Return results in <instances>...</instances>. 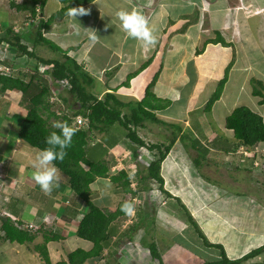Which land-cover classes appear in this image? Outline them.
Masks as SVG:
<instances>
[{"label": "crops", "instance_id": "crops-1", "mask_svg": "<svg viewBox=\"0 0 264 264\" xmlns=\"http://www.w3.org/2000/svg\"><path fill=\"white\" fill-rule=\"evenodd\" d=\"M0 1L3 2L4 0ZM7 1L9 3V5L7 4L8 11L0 6V33L2 32L1 25H11V22L15 21L16 15L12 14V10L16 13H25L24 20L27 21L25 24L29 25L31 21L33 22L32 18H28L29 15L26 11L17 10L10 4L11 1L20 3L22 0ZM47 1L43 8V15ZM55 4L52 12L61 6L59 0ZM81 6L91 10V12L84 17H77L78 21L75 22L67 16L56 19L45 30L47 34L45 31L44 34L59 47L68 49L67 55L81 65L83 71L91 76L93 82L89 90L98 98H103L107 92H111L123 102L138 101L143 97L146 85L157 73L152 91L157 97L168 100L169 104L164 110L156 112V116L165 122L170 120L171 124L179 127L174 143L181 138L180 135L183 132V127L180 128L176 123L184 122V127L189 124L186 118L188 109L183 110L182 119L179 118L181 116L178 114L179 111L177 114L166 112L172 100L163 97L178 96L174 90L178 87L177 80H184L181 86L184 89V86L192 80L188 77L189 75L190 77L194 75L192 76L194 78L200 75V81H195L187 91L188 99L200 97L207 87L206 84L211 83L212 85L218 79L219 70L224 69L225 64L224 66L220 65L224 63V58H220L222 54L227 55L228 60L225 59V62H228L234 55L232 51L236 50L239 43L242 44L243 35L249 33L252 35V31L255 30L259 33L257 43L261 44L260 42H262L264 44V0H93ZM121 10H136L145 16L157 37V43L154 47L145 48L142 42L129 38L121 30L120 21L116 15ZM52 12L45 13L47 15L45 19ZM5 16L10 19L6 20ZM28 25L25 26L28 27ZM85 28L97 32L98 42L93 43L89 39L91 30ZM218 36L224 39L226 43L212 40L217 39ZM167 52L168 57H166ZM173 57L176 58L175 61L177 62H172ZM148 58H150L149 62L141 69L142 64ZM185 60L194 62L193 73L188 74L185 73V70L181 71V75L179 74L173 82L167 79V83L161 87L160 75L168 74L171 78L173 73L178 72L181 65L187 63ZM134 72L135 74L129 79V84L123 85L128 75ZM222 75L224 74L221 72L220 76ZM212 86L215 89L217 85ZM19 100L20 93L16 90L0 92V128H3V122L12 126L11 129H7L6 135H2L4 131L0 133V163L6 168L10 179L7 191L11 200L8 207L23 223H37L47 215L57 216L52 229L56 226L61 239L49 241L46 244L51 263L56 264V262L64 260L72 250L61 252L58 246L55 248L53 245L65 243L68 238L74 236L78 237L75 235L76 223L74 218L85 213L87 207L75 195L67 183L66 176L60 171L59 187L55 188L50 196L45 195L32 180L31 177L34 172L32 161L39 150L24 144L17 136L18 123L25 115L22 111H15V105L17 108L21 106ZM125 111L128 110L125 109ZM152 130L154 129L150 128V131ZM96 132L100 136L95 139L97 141H105V138L115 136L114 139H110L109 144L103 141V145H110L104 155L110 151L114 154L122 152L121 157H117V159L123 160L129 156V153L131 154L129 146L123 142V131L115 135L110 134L108 130ZM92 137H94L93 134ZM227 140L220 136L216 138L219 145L225 144ZM95 146V143L91 144L92 148ZM100 179L105 183L93 188L92 185ZM92 183L91 201L100 207L115 209V206L122 199L120 189L114 187L108 178H96ZM107 183H110L109 186ZM112 227L115 228L116 232L109 245L103 248L99 256L88 258L83 264L115 263L113 261L115 256L112 257V254L114 246L118 245L117 241L119 238L120 240L128 239L131 241V237L129 239L128 236L122 235V228L120 230L116 220ZM41 242L42 236L37 235L34 243ZM88 242L83 249L88 250L92 247V242ZM32 244H20L15 241L12 243L0 242V264H41L37 254L32 249ZM161 254L163 253L160 252Z\"/></svg>", "mask_w": 264, "mask_h": 264}, {"label": "rangeland", "instance_id": "rangeland-1", "mask_svg": "<svg viewBox=\"0 0 264 264\" xmlns=\"http://www.w3.org/2000/svg\"><path fill=\"white\" fill-rule=\"evenodd\" d=\"M56 1L58 0L47 1L44 18L47 16L45 13L49 14L53 11ZM3 2L0 1V6L8 11V1L4 0ZM90 12L91 10H89ZM12 14L16 15V18L15 21L11 22V25L14 28L24 27L26 29L27 26L25 25L28 24H25V22L27 23L24 20L25 13H16L12 10ZM4 18L6 20L10 19L8 16ZM33 21L35 23L36 19ZM33 29L34 25L29 30ZM252 32V35L251 33L243 35L242 44L239 43L236 50L232 51L234 55L231 56L228 62H225V59L228 60L227 55L222 54L220 57L224 58V63L220 65L224 66L225 64V67L219 70L218 79L212 85H217L218 80L222 78L223 75L220 76L221 72L223 74L224 72L227 73V81L220 98L213 103L210 111H205L203 107L216 89V87L213 89L211 83L206 84L207 87H205L200 97L196 96L188 99L189 96H187L189 87L195 81H200V75L195 78L192 77L194 75L191 77L189 75L188 77L192 80L184 86V89L181 88L184 80L178 79V87L174 88L178 96L163 97L172 100L166 111L168 113L177 114L179 111L178 114L181 115L179 118H181L184 113L183 110L188 109L186 111L188 113L186 115L188 126L184 127V122L176 123L180 128L183 127L186 136L179 138L173 144L170 153L162 162L161 175L164 179V190L159 189L157 182L144 179L143 183L148 188L131 197L135 205V214L131 217L125 215L116 219L120 230L122 228L121 231H123L132 222L137 221L138 211L143 212L144 217L140 220L142 222L139 227L132 231L131 241L128 239L120 240V238L117 241L118 245L114 246L112 254V257L115 256V259H113L114 264L159 263L156 259L151 258L148 253L149 243L153 240L160 248V252L163 253L161 254L163 264H201L206 260L219 258L218 249L204 246L177 199L185 205L208 240L220 242L230 258L237 257L264 243V143L258 144V150L252 157L243 156L240 148L235 152H224L211 144V141L218 136L225 137L228 141H235L232 131L225 127V119L236 106H248L259 113L264 120V103L260 102V96L252 95L254 87L260 89L264 94V89H262L260 83L258 84V81L264 84V44L262 42H260L261 44L257 43L259 33L255 30ZM46 34L44 35L46 36ZM212 40L217 41L216 39ZM27 44L32 48V41H27ZM4 45L3 43V47L0 45V58L2 59L5 58ZM34 51L37 55L45 58L61 57L59 52L51 51L46 45L42 44H38ZM166 57H168V52ZM22 60H24L23 57L18 58V61ZM175 60L176 58L173 57L172 62ZM187 61L185 60V62ZM31 65L29 62L28 65L21 68L18 66L7 68L1 64L0 69L5 72L22 71L31 74L34 73ZM193 65L194 62L181 65L178 72L171 75L172 79L169 78L168 74H161L160 86L163 87L167 83V79L173 82L179 74L181 75V71L185 70V73L192 74ZM41 77V74L37 72L35 78L43 80ZM58 88L67 96L68 100L67 103H61L60 100H54L55 98L52 97L51 99L54 100L53 109L67 110L70 104L77 108L78 106L72 96H69L61 87ZM54 91L56 92L55 89ZM15 111L26 112L24 108L21 106L17 108L16 105ZM166 121L170 123V120ZM3 123L0 133L4 131L2 135H6L7 129H11L12 126L6 122ZM150 128L154 130L150 131ZM177 129L173 125L154 124L147 120L144 127H137L136 130L139 136L147 142L162 141L167 144L173 136V130L178 135L177 132L179 131ZM121 130L117 126L112 127L109 132L115 135L120 134ZM92 134L94 137L89 141V147L92 143L98 142L94 139L100 137L96 131H92ZM106 139L107 142H110V139H114V137H107ZM194 139L202 145H209L213 148L204 156L195 147L191 146V140ZM123 142L128 146H132L126 137L123 138ZM100 145L101 143L89 149V158L99 160L105 156V160L110 164L111 172L120 169H125L127 172L134 171L135 178L133 180L136 186L137 177L146 173L147 162L150 159L149 157H153V154L140 148L137 149L135 157L129 153L126 159L118 160L117 157H121L122 152L114 154L110 151L104 155ZM132 147L134 148V145ZM197 157H200V163H195ZM254 161L258 164L255 165ZM7 183L9 185V181ZM101 183L104 184L105 181L102 182V179H100L96 184L92 183V186L97 188V185ZM134 185H132L133 188ZM107 186H109V183H107ZM91 193L92 189L90 187V196ZM123 198L124 194L122 193ZM74 222L76 223L77 220L75 219ZM86 243L89 242L74 236L68 238L65 243L54 244L53 247L58 246L61 252H68L78 247L84 248Z\"/></svg>", "mask_w": 264, "mask_h": 264}, {"label": "trees", "instance_id": "trees-1", "mask_svg": "<svg viewBox=\"0 0 264 264\" xmlns=\"http://www.w3.org/2000/svg\"><path fill=\"white\" fill-rule=\"evenodd\" d=\"M90 1L93 0H59L61 6L46 19L41 16L43 15L46 0H22L20 3L11 1V6L17 10L26 11L29 15L28 18L36 19V22L30 23V28L28 26L26 29L24 27L14 28L12 25L7 24L1 25L0 45L2 46V43L5 44V58H0V65L2 64L7 68H15L17 66L21 68L30 62L34 69V73L31 74L23 73L22 71L5 72L0 69V92L18 91L20 93L19 104L26 110L25 115L18 123V138L26 145L42 150L48 147L45 143V138L52 131H57L52 127L54 122L65 121L70 126L78 129L72 138L71 146L66 149L67 155L64 160H57L54 163L58 170L66 176L67 183L75 195L86 204L87 210L80 215L76 224L75 235L92 242V247L88 250L78 247L67 254L66 260L58 261L56 264H83L86 259L99 256L103 248L109 245L112 236L116 232L112 224L118 217L125 216L120 210L121 205L125 201L132 202L131 197L133 195L148 188L143 183L144 179L157 182L159 189L164 190L161 164L177 138L176 131L173 130V136L167 144L163 142H147L139 136L136 130L137 127H144V123L147 120L162 125L175 126L162 121L156 116V112L164 110L169 104L168 100L157 97L152 91L157 73L146 85L144 95L138 101L123 102L111 92H107L103 98H98L89 90L93 79L83 71L81 65L67 55L68 49L59 47L44 35V31L49 28L54 20L67 16L68 8L79 7ZM32 25H34V29L29 30ZM216 40L226 43L220 36ZM27 41H32V48L29 47ZM38 44L46 45L51 51L59 52L61 57L45 58L37 55L34 48ZM22 57L24 60L18 61V58ZM32 60L34 62H31ZM149 60L150 58L142 64L141 69L146 66ZM41 67L45 69L43 73L39 71ZM37 72L41 74L43 80L35 78ZM134 74L135 72L129 74L123 85L127 86L129 79ZM226 80L227 73L224 72V75L218 81L215 91L203 107L205 111H210L213 103L220 98ZM259 83L264 89V84L258 81ZM56 86L61 87L69 96H72L78 107L75 108L71 104L70 106L67 104L69 106H67V110L53 109L54 100H60L61 103H67L68 100L67 96ZM252 95L260 96V102L264 103V94L260 89L254 87ZM52 97L55 99L52 100ZM124 108L128 111H123ZM78 115L82 116L86 121L80 127L74 126ZM117 126L122 129L121 131L124 132V137H126L129 144L134 145V148L129 145L132 156L137 154V149L140 147L153 152L155 156L146 165V173L137 177V184L134 188L131 185L130 174L125 169L111 172L110 164L104 158L101 157L99 160L89 158L88 149L91 148L89 147V141L92 138V131H109L112 127ZM225 127L232 131L235 141L227 140L225 144L219 145V142L213 139V142L211 141L212 146H215L220 151L235 152L239 147L251 149L259 143H264L263 117L248 106L239 105L234 107L226 116ZM184 136L186 135L183 133L181 137L183 138ZM103 141L99 140L95 145L97 146L101 143L100 146L103 152L106 153L110 145H103ZM104 142L109 144L106 138ZM191 146L195 147L204 156L213 148L209 145L200 144L196 139L191 140ZM199 158L195 159V163H200ZM0 167L7 173L2 163H0ZM96 178H108L109 182L114 187L119 188L124 194V198L118 202L115 209L110 210L100 207L90 200V187ZM10 198L11 196L9 195V200L6 204L0 206V209L4 208L12 213L8 207ZM177 201L184 208L187 219L204 246L218 249V259L206 260L201 264H264V243L237 257L230 258L220 242L208 240L193 220L185 205L180 200L177 199ZM142 214L143 212H137V221L128 225L122 231V235L131 237L132 231L139 227L142 222L140 220L144 218ZM1 221L0 229L4 231V235H0V242L33 243L32 249L37 254L40 262L42 264H52L46 244L49 241L61 239L56 226L50 230L41 220L37 222L38 228L29 230L20 226V221L15 224L9 217H1ZM37 235L42 236L41 243H34ZM149 247L151 258L159 261L157 264H163L160 249L156 245L155 240L149 243ZM258 258L259 260H257Z\"/></svg>", "mask_w": 264, "mask_h": 264}, {"label": "clouds", "instance_id": "clouds-1", "mask_svg": "<svg viewBox=\"0 0 264 264\" xmlns=\"http://www.w3.org/2000/svg\"><path fill=\"white\" fill-rule=\"evenodd\" d=\"M88 14H89V9H86L83 6L68 8V11L66 13L67 17L71 21H74V22L78 21L77 17H82V16H85ZM116 15L120 21L121 30L129 38L142 42L143 46L145 48H148L150 46H152V47L155 46V44L157 43V37L154 35V29L150 27L149 21L145 18V16L143 14L139 13L136 10H132V11L121 10V11L117 12ZM85 29H90V28H85ZM90 30L91 31L89 32V39L93 43L98 42L99 36H98L97 32L93 29H90ZM44 70L45 69L43 67H41L39 69V71L41 73H43ZM78 116H80V115H78ZM80 117L83 118L82 116H80ZM82 125H84V124H82ZM74 126H76V119H75ZM52 127L54 129H56L57 131H52L45 138V143L48 147H46L42 150H39L36 153L35 159L32 161V167L34 169V172L32 173V177H31L32 180L35 182V184H37L41 188L43 193L45 195H49V196L52 194V192L55 188L59 187V181L61 178L60 174H59V170L55 166L54 162L57 160H59V161L64 160V158L67 155L66 149L71 146L72 138L76 134V132L78 131V129L70 126L65 121H56L52 124ZM183 133L184 132H182V134ZM181 135H180V137H181ZM140 148L147 150L144 147H140ZM149 152L153 154V157H155L153 152H151V151H149ZM153 157L152 156L149 157L150 158L149 161ZM148 162H147V164H148ZM129 174H130L131 185H134V183H135V181L133 180L135 178L134 171H130ZM6 175H7V179H8L7 182H8V181H10V179L8 178L7 173H6ZM7 187H8V183H6L4 193H6L9 196L10 194L7 193L8 192ZM120 210L126 216L131 217L135 214V205H134V203H132L130 201H125L121 205ZM54 217H55L54 221L50 224L43 222L44 225L46 227L48 226L50 230L52 229V226L56 222L57 216H54ZM79 218H80V216L74 218V220L75 219L77 220L76 224L78 223ZM18 221L23 223L20 220V218ZM37 225H38V223H37Z\"/></svg>", "mask_w": 264, "mask_h": 264}, {"label": "built area", "instance_id": "built-area-1", "mask_svg": "<svg viewBox=\"0 0 264 264\" xmlns=\"http://www.w3.org/2000/svg\"><path fill=\"white\" fill-rule=\"evenodd\" d=\"M85 123V120L83 118H81L80 116H77L76 118V126L79 127L82 124ZM243 156H254V153H256V151L258 150V145L251 148V149H247L244 147H239ZM250 152V153H249ZM254 164L257 165L258 163L256 161H254ZM7 175L5 173V171L0 167V206H2L3 204H6V202L9 200V196L4 193L5 192V186L7 183ZM1 217H9L10 220H12L15 224H17L19 218L10 213L8 210L2 208L0 209V227L2 225V221H1ZM55 217L53 215H47L42 219V222L45 223H52L54 221ZM22 227L32 230L35 229L37 227H39V225H37V223L35 222H26V223H21ZM0 235H4V231L0 229Z\"/></svg>", "mask_w": 264, "mask_h": 264}]
</instances>
